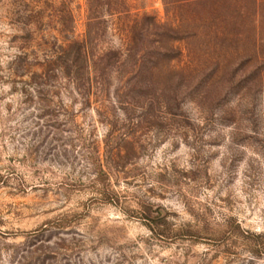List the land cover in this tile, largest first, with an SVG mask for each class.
Returning a JSON list of instances; mask_svg holds the SVG:
<instances>
[{"label":"rangeland","instance_id":"rangeland-1","mask_svg":"<svg viewBox=\"0 0 264 264\" xmlns=\"http://www.w3.org/2000/svg\"><path fill=\"white\" fill-rule=\"evenodd\" d=\"M125 5L93 54L125 52L134 14L171 22ZM40 8L0 0V264H264V0L194 6L216 17L166 27L168 60L83 71L26 24Z\"/></svg>","mask_w":264,"mask_h":264},{"label":"trees","instance_id":"trees-1","mask_svg":"<svg viewBox=\"0 0 264 264\" xmlns=\"http://www.w3.org/2000/svg\"><path fill=\"white\" fill-rule=\"evenodd\" d=\"M36 1L41 4L40 11L34 14L28 13L25 19L26 24L36 23L42 40L52 39L60 42L61 45H59L57 53L69 63L71 68L74 63V67L81 71L86 68V66L83 67V64L85 65L89 59L98 58L95 67L104 59L116 58L118 61L122 55L128 61L134 59V62H147L152 65H154L153 61L168 60L170 51H168L167 42L172 40V31L166 27L175 24L176 29L196 30L200 25L208 22L209 17L215 16V13L212 12V15L203 19L205 18L204 14L190 10L194 6L207 3L208 0H162L165 16L168 18L171 14V22L160 23L154 16L145 13L141 16L134 14L131 25L128 27L129 35L125 52L109 50L99 56L93 54L92 48L95 47L96 39L99 37L98 31H101L102 21L100 19L103 17V12H107L109 16L119 15L129 18L125 0H85V6L90 14L86 38H81L76 34L77 13L81 9L76 0ZM215 1L218 0H212V2ZM147 37L151 38L149 42H146Z\"/></svg>","mask_w":264,"mask_h":264}]
</instances>
